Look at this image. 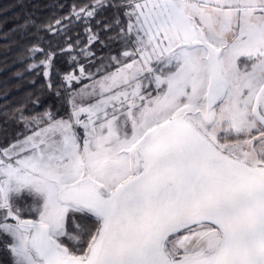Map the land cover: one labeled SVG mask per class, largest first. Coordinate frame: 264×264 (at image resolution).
<instances>
[{"label":"snow or ice","instance_id":"obj_1","mask_svg":"<svg viewBox=\"0 0 264 264\" xmlns=\"http://www.w3.org/2000/svg\"><path fill=\"white\" fill-rule=\"evenodd\" d=\"M3 38L0 264H264V0H53Z\"/></svg>","mask_w":264,"mask_h":264},{"label":"trees","instance_id":"obj_2","mask_svg":"<svg viewBox=\"0 0 264 264\" xmlns=\"http://www.w3.org/2000/svg\"><path fill=\"white\" fill-rule=\"evenodd\" d=\"M51 2L53 0H0V108L4 106L3 96L6 86L10 94L19 90V95H10V100L22 99L27 91L31 90L27 80L19 84L14 83L16 79L14 72H23V68L13 63L11 54L5 57L6 47L3 33L9 32L17 24H22L30 13L37 9L43 10V6Z\"/></svg>","mask_w":264,"mask_h":264}]
</instances>
